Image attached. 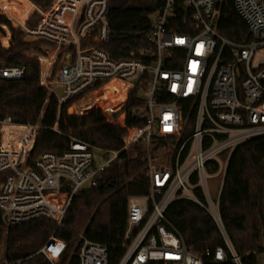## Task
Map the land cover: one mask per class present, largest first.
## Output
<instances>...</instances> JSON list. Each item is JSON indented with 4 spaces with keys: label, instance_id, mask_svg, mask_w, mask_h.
<instances>
[{
    "label": "built area",
    "instance_id": "obj_1",
    "mask_svg": "<svg viewBox=\"0 0 264 264\" xmlns=\"http://www.w3.org/2000/svg\"><path fill=\"white\" fill-rule=\"evenodd\" d=\"M108 1L52 0L41 8L31 0H0V47L10 46L12 28L25 41H38L35 50L22 55L38 61L39 86L55 95L58 104L72 100L75 115L97 109L107 123L124 131L115 147L69 134L61 154L44 151L29 160L39 123L16 122L10 115L0 118L3 221L49 218L59 223L75 194L96 186L122 152L142 144L144 165L136 177L145 181L147 190L127 198L117 264H206L225 260L227 253L231 262L242 264L220 221L223 176L215 197L206 180L224 174L238 145L264 137V0H232L255 37L241 44L216 30L219 0H160L149 14V48L141 57L120 60L97 46L108 37ZM24 74L23 64L0 67L2 80H18ZM132 91L139 105L131 115L143 119L142 125L126 123L124 106ZM95 151L108 153V158L97 161ZM212 162L216 171L210 170ZM178 198L209 214L226 249L195 253L185 246L165 217ZM53 249L59 251L54 254ZM64 250L65 242L51 235L38 253L58 264ZM77 259L78 264H107V251L80 235Z\"/></svg>",
    "mask_w": 264,
    "mask_h": 264
},
{
    "label": "trees",
    "instance_id": "obj_2",
    "mask_svg": "<svg viewBox=\"0 0 264 264\" xmlns=\"http://www.w3.org/2000/svg\"><path fill=\"white\" fill-rule=\"evenodd\" d=\"M46 7L52 0H31ZM160 0H109L107 6L108 37L99 42L113 60L141 57L149 48L146 34L150 27L149 14ZM215 28L235 43H246L255 37L234 10L232 0H219ZM34 15L29 25H33ZM38 41H25L22 33L12 28L11 44L0 47V67L24 65V77L18 80L0 79V118L10 115L16 122H38L29 160L39 153L61 154L69 142V134L100 146L115 147L124 131L105 121L101 112L91 109L81 115H70L67 107L72 100L58 104L52 93L38 84V61L22 55L36 49ZM134 91L124 106L127 125H142L135 120L132 108L139 105ZM53 127H56L53 130ZM144 145H131L119 155L118 163L100 175L99 182L75 194L61 221L35 218L16 224H6L0 212V263L20 261V264H50L38 250L53 235L65 242L58 264H78L79 236L105 246L107 264H117L122 255L121 239L126 223L127 198L143 194L145 181L136 177L143 168ZM210 170L216 171L212 162ZM5 174H0V183ZM198 193V191H196ZM220 221L233 251L241 256L242 264H259L264 255V137L250 139L238 145L229 155L218 198ZM165 217L181 235L185 246L200 253L225 242L211 217L194 202L185 198L173 200ZM223 261L206 264H234L226 254ZM148 264H163L150 262Z\"/></svg>",
    "mask_w": 264,
    "mask_h": 264
},
{
    "label": "rangeland",
    "instance_id": "obj_3",
    "mask_svg": "<svg viewBox=\"0 0 264 264\" xmlns=\"http://www.w3.org/2000/svg\"><path fill=\"white\" fill-rule=\"evenodd\" d=\"M32 50H35V49H32ZM67 113H69L70 115H75V112H74V109L72 108V106H68L67 107ZM95 158L97 161H99L100 159H107L108 158V153L107 154H104V153H101V152H97L95 151ZM223 172V171H222ZM223 176V173H220V174H217L216 177L214 178H208L206 180V187L210 193V196L211 197H215L216 196V186L218 183H220V180H221V177ZM261 260V257H259V261Z\"/></svg>",
    "mask_w": 264,
    "mask_h": 264
},
{
    "label": "water",
    "instance_id": "obj_4",
    "mask_svg": "<svg viewBox=\"0 0 264 264\" xmlns=\"http://www.w3.org/2000/svg\"><path fill=\"white\" fill-rule=\"evenodd\" d=\"M25 40H27V38H25ZM57 93L59 95H61V90L60 89H57ZM259 264H264V255L261 256V260L259 261Z\"/></svg>",
    "mask_w": 264,
    "mask_h": 264
},
{
    "label": "snow or ice",
    "instance_id": "obj_5",
    "mask_svg": "<svg viewBox=\"0 0 264 264\" xmlns=\"http://www.w3.org/2000/svg\"><path fill=\"white\" fill-rule=\"evenodd\" d=\"M59 249H53L54 254L57 253Z\"/></svg>",
    "mask_w": 264,
    "mask_h": 264
}]
</instances>
